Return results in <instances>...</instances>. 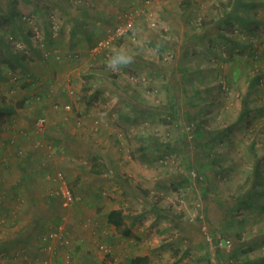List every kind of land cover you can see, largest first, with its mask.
Masks as SVG:
<instances>
[{"label": "rangeland", "instance_id": "374dc122", "mask_svg": "<svg viewBox=\"0 0 264 264\" xmlns=\"http://www.w3.org/2000/svg\"><path fill=\"white\" fill-rule=\"evenodd\" d=\"M245 1L246 23L219 18L231 0H149L102 36H45L31 13L14 29L30 43L0 35V97L13 109L0 119V165L32 139L76 195L41 198L46 217L28 226L16 194L22 205L0 212V264H264V0ZM199 120L208 129L194 139ZM112 208L132 236L106 222Z\"/></svg>", "mask_w": 264, "mask_h": 264}, {"label": "crops", "instance_id": "0c3cea01", "mask_svg": "<svg viewBox=\"0 0 264 264\" xmlns=\"http://www.w3.org/2000/svg\"><path fill=\"white\" fill-rule=\"evenodd\" d=\"M158 2L155 4L156 8L161 5ZM147 3H149V0H0V35L5 37L9 33H17L18 31H14V29L20 25V18L26 13H31L34 16V20H37V23L42 27V32L45 36L63 37L65 35L69 36V34L82 35L83 37L102 36L116 27L117 23H122L124 20L128 21L130 13L132 14L131 10L137 8L135 10L136 14L141 9L140 5ZM148 13H151V10ZM23 23L26 22L23 21ZM141 25L142 28L145 27L144 23L141 22L137 28H140ZM55 27H57L56 31L54 30ZM67 30L68 32H65ZM18 33L24 35L27 39L26 41H31L29 39L31 31H27V27L24 31ZM142 33L143 31L139 30V34ZM76 40H72V44H75L73 47L76 46V43H74ZM58 42L59 39L53 40L50 45L52 43L57 45ZM5 48L7 49V47ZM71 49L69 48V50ZM7 50L9 51V49ZM41 52L44 53L45 49H41ZM46 52L49 53V51ZM21 64H24V62ZM24 65L27 66V64ZM47 74H49L48 78L50 79L55 74V70L52 69ZM36 77H38L37 74ZM49 79H47L48 83H50ZM18 144H21L20 139H17L15 145H12L13 148ZM22 144L26 147L23 156L16 155L14 152L9 153L17 161L12 165L8 163V165L4 166L2 161L0 165V194L3 196L5 204L0 209V212L4 211L7 213L6 216H10L8 214L11 213L12 209L22 205L20 201L15 206L14 196L23 193L25 195L23 204L24 215H26V218L31 219L27 221L29 226L33 224L32 218L46 217V215H42V212L45 213V207L48 205L41 198L45 199L49 196L48 190L53 182L48 179V175L53 170L49 166L51 165V159L42 158L40 147L35 145L34 140L30 139V142L26 140ZM8 146L9 144L3 145V150L8 152L10 150ZM4 158L6 159L7 157L4 155ZM7 159L9 161V158ZM45 161H47L46 165ZM24 257L26 259H22V261H26L27 264H35L32 262L34 256L31 254L24 255Z\"/></svg>", "mask_w": 264, "mask_h": 264}, {"label": "trees", "instance_id": "16d2710c", "mask_svg": "<svg viewBox=\"0 0 264 264\" xmlns=\"http://www.w3.org/2000/svg\"><path fill=\"white\" fill-rule=\"evenodd\" d=\"M242 3H247V2L245 0H231V7L227 11L226 10L222 11L221 14L219 15L220 16L219 18H221V16H224V17H226L227 21H232L233 16L230 17L228 15L235 11V18L237 20H240V21H243L244 23H246L248 21L247 17L246 16L243 17L239 13H237V11H239L240 4H242ZM252 31H253V29L251 30V32ZM3 42L7 43L8 39L7 38H3L2 36H0V44H3ZM13 56L15 58H17V59H22V55H20L19 53H13ZM3 72L4 71H2V69L0 67V78H1L2 75H4ZM260 79H261L260 73L256 72L252 76V78L250 79V84L247 87L250 88V90H251V88L253 86L257 85L260 82ZM219 85H220V83H219ZM4 102H5V98L4 97H0V119L2 118V115L5 112L6 113H10V112L13 111L12 107L9 106V105H4ZM241 104H242L241 105V111L238 113V117H237L238 120L244 119L247 116V114L250 112V110H251V106L248 103V97H246V95L241 99ZM193 128H194V130H193L194 139L199 138V136L201 134V128H203L205 130L208 129L206 127V125H205V121H203V120H199V122L195 123L193 125ZM259 162H260V159H257V164H256L257 166H258ZM57 171H61V170H57ZM61 172L63 173V171H61ZM52 174L48 175V179L53 182L54 187H55L56 181H54L52 179V177H51ZM119 174H120V172H119ZM257 174H258V171H256L255 175H257ZM123 176L125 177V180H128V177L126 175H123ZM65 180L67 181V184H68V186H69V188H70V190L72 192V196L75 199L76 195L74 193L73 187H72L70 181L66 178V176H65ZM251 191L246 192L245 196L246 197H250L251 196ZM48 195L49 196H57V197L59 196L60 199L62 200L61 196L52 193V190L49 191ZM241 196L242 195H240L239 198H238L237 195H236L238 200H242ZM243 198H245L244 195H243ZM124 216H125V213H124V210L122 208H112V209H110L109 211H107L105 213V220H106L107 223L112 224L117 229V231L120 232L122 235H124V236H132L133 233H132L131 228L129 226H125L124 223H123ZM127 264H151V263H150V258L147 255H144V256H138V257H134V258L129 259Z\"/></svg>", "mask_w": 264, "mask_h": 264}, {"label": "built area", "instance_id": "2783aa9c", "mask_svg": "<svg viewBox=\"0 0 264 264\" xmlns=\"http://www.w3.org/2000/svg\"><path fill=\"white\" fill-rule=\"evenodd\" d=\"M56 28L57 27L54 28L55 31H56ZM122 32H123L122 28L117 27L115 33L114 34L112 33L111 35H109L108 39L105 42L108 44V42H110L114 38L115 35H120ZM51 177L54 181H56V185L54 187V190H52V193L56 195H60L63 200L64 205L70 204L72 200L74 199V197L72 196V192L67 184V181L65 180L64 174L61 171H55ZM55 229L59 230L60 232V230H62V227L61 225H58L57 227H55ZM51 232L52 231L49 232L51 236H53V233H55V235L58 234L57 232H52V233Z\"/></svg>", "mask_w": 264, "mask_h": 264}]
</instances>
